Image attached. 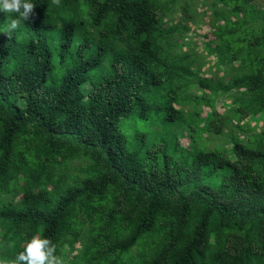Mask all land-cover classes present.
Returning <instances> with one entry per match:
<instances>
[{"label": "trees", "instance_id": "1", "mask_svg": "<svg viewBox=\"0 0 264 264\" xmlns=\"http://www.w3.org/2000/svg\"><path fill=\"white\" fill-rule=\"evenodd\" d=\"M258 1L30 0L10 38L0 11V257L40 234L66 264H264Z\"/></svg>", "mask_w": 264, "mask_h": 264}, {"label": "clouds", "instance_id": "2", "mask_svg": "<svg viewBox=\"0 0 264 264\" xmlns=\"http://www.w3.org/2000/svg\"><path fill=\"white\" fill-rule=\"evenodd\" d=\"M52 4L59 6L60 0H51ZM35 5L30 0H0V11L7 14L5 33L10 38V33L18 29L23 22L30 21L34 15ZM23 250L14 257H0V264H66L62 254L57 255V245L51 239L40 234L33 235L22 245Z\"/></svg>", "mask_w": 264, "mask_h": 264}, {"label": "rangeland", "instance_id": "3", "mask_svg": "<svg viewBox=\"0 0 264 264\" xmlns=\"http://www.w3.org/2000/svg\"><path fill=\"white\" fill-rule=\"evenodd\" d=\"M188 1L191 2V7L193 8V10L198 9L199 13H204V11L206 10V8L202 9L200 6V3H202L204 0H188ZM257 4H258V7H264V0H259ZM179 16L180 15L177 13L174 16V19H178ZM208 23H209V18L204 17L203 23L199 24L198 27H196V29L194 28L193 25H189L190 32L186 35V38L184 39L185 42L193 43V46H192L193 50L196 53H198L200 56L204 54L203 44H213L216 42L214 37L210 34L211 29L208 27ZM189 38H191V40H189ZM213 63H214L213 58L206 59V63L200 70L199 76L204 77L206 79L211 78L213 80H216V77L213 76V72H214L213 67H212ZM221 76H222L221 74L218 75V77H221ZM196 95H199V94L196 93ZM220 105H221V102H218L216 105L217 108H219ZM189 109L190 108L188 107L185 108L186 111ZM246 124H248V126L251 128H254V126H258L262 128L264 126V122H263V125H262V122L257 123V122H250V121H247ZM130 125L132 128H135V126L132 123ZM149 127H150L149 122H137V130L139 131H145V129H148ZM234 134L240 135L237 131H235ZM247 136L248 135H244V136L241 135L240 140L245 141ZM206 139H212V142H210L207 145L208 148H212L214 146H219V145L221 146L222 144L225 145L222 137H212L211 135H209L208 138ZM181 143L182 145H185L186 141L182 138ZM84 166H85V163H83L82 161H74L70 164V168H69L70 170H68L67 173L72 174V175H81L79 172V169L83 168ZM18 200H19V197L17 196L15 201H18Z\"/></svg>", "mask_w": 264, "mask_h": 264}]
</instances>
